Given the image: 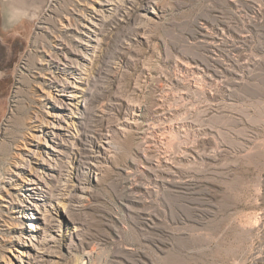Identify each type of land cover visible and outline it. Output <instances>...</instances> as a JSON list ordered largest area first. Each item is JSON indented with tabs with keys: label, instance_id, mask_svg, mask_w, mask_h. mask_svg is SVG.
<instances>
[{
	"label": "rangeland",
	"instance_id": "1",
	"mask_svg": "<svg viewBox=\"0 0 264 264\" xmlns=\"http://www.w3.org/2000/svg\"><path fill=\"white\" fill-rule=\"evenodd\" d=\"M97 1L0 0V264H264V0H113L94 54ZM73 52L91 61L62 112L48 62ZM61 118L56 148L39 125ZM53 149L73 178L45 176L64 190L39 197L41 245L8 193Z\"/></svg>",
	"mask_w": 264,
	"mask_h": 264
},
{
	"label": "bare ground",
	"instance_id": "2",
	"mask_svg": "<svg viewBox=\"0 0 264 264\" xmlns=\"http://www.w3.org/2000/svg\"><path fill=\"white\" fill-rule=\"evenodd\" d=\"M114 2L115 1L113 0H98L97 3L101 6V9H98V10L96 9L94 11V15L92 14L93 18H90L88 20L84 19L85 23H84L83 29L79 33L80 34V36L78 37L79 39H77L82 48H86L88 51L91 50L95 54L97 45H99L97 36L101 34L100 31H101L102 26L104 25V18H103L104 15L103 14L107 11H109L111 14L118 11L117 10L119 8L118 4L117 3L115 4ZM61 46H62L61 47L62 49H65L63 48V44ZM72 54L74 55V58H70V56L68 57L66 55L65 57H59V58L57 57L58 59H51L50 62H48V64L52 66L53 69L60 70V74H63V76L67 77V78H63V77H59L58 75H56V76H53L52 79H50V82H51L50 85L55 89H60V91L63 94L62 96H65V98H62V99H56V104L58 108L62 110V112L67 111V107L69 105L71 106L69 101H74L75 99L80 97L79 94H76L77 92H70L68 90L69 88L79 90L81 85L84 84L83 79L85 78H83L84 77L83 74H84V71L87 70L88 65L82 64L80 60L82 59V61H89V60L91 61V59L87 58V56L83 55L80 52H73ZM58 64L64 66L63 69L59 68ZM68 79L73 80V82H71L70 85L68 83ZM69 93H72V94H69ZM67 116L71 118L69 115ZM72 121L73 122L75 121L73 120V117H72ZM63 122L64 124L66 123L67 125H64ZM50 124H52V127H48ZM39 128L41 130V133L50 137L53 142H56L58 139L66 141V143L58 142V146L56 148H58L59 146H62L63 144L67 146V142H70L71 139L75 138L71 132V125H69V122L66 120L60 121L57 125L53 122L52 123L48 122L47 124L43 123L42 125L41 124L39 125ZM48 143L49 142L46 143V146L52 149V146H50ZM53 152H52V155L54 154L53 156H50L49 159H44V162L40 163V165L45 168L44 171L42 172L44 176L42 174L36 175V178H34L31 181L29 180V183L27 182L29 188H24L26 192L25 194L22 195L24 199L22 198L23 200L20 201V203L21 202L23 203V204L21 203L22 205L20 206L17 205L18 202L17 203L15 202L14 197H12L11 195L12 193L11 194L8 193V197L12 199L11 204L12 205L16 204V207L20 208V213H25L26 215L27 213H31L30 215L32 216L30 217V220L42 221V224L44 225V227L43 228L37 227V229L44 231V236H40V235L30 236L31 239H33L34 241L38 242L41 245H45V244L47 245V244L56 242L57 238L55 235L57 234L58 230H57L56 225L51 223V221H48L47 219V217H53V215L49 214L48 210H44V212H42L39 209V207L41 208L42 206L43 207H46L47 205L51 206L48 204L51 198L49 199V196L44 195V197H46V199L44 200L45 204L41 206L40 203L41 201H43V199L39 197L42 195V193H45V191L49 193L48 191L49 188L51 189V192L54 195H56L55 194L56 192H58V194H61V192L64 190L63 187H56V186L49 187L45 179V176L49 177V175L52 176L55 173L60 172L61 164H59L57 160L59 159L61 155H63V153L61 152V150H58V149L57 150L53 149ZM33 156L35 157L34 154ZM62 165H63V161H62ZM60 174L64 178L65 181H70L71 178H73L72 172H69V171L67 172L61 171ZM17 198L18 197H16L15 199L17 200ZM27 202L30 204V206H27L25 204ZM54 210H55L54 211L55 213H59L57 209H54ZM27 226L28 228H31L34 226V224L32 222H29ZM47 231H49L50 234H46ZM38 253L39 252L35 253L33 251L28 250V252L26 253V257L28 258V260L27 261L22 260V263L37 264L38 260L40 259L38 256Z\"/></svg>",
	"mask_w": 264,
	"mask_h": 264
},
{
	"label": "water",
	"instance_id": "3",
	"mask_svg": "<svg viewBox=\"0 0 264 264\" xmlns=\"http://www.w3.org/2000/svg\"><path fill=\"white\" fill-rule=\"evenodd\" d=\"M38 1H40V0H34V2H36V3H38Z\"/></svg>",
	"mask_w": 264,
	"mask_h": 264
}]
</instances>
